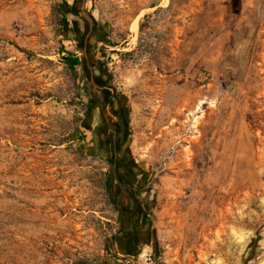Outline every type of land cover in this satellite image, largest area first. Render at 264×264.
<instances>
[{"label":"rangeland","instance_id":"1","mask_svg":"<svg viewBox=\"0 0 264 264\" xmlns=\"http://www.w3.org/2000/svg\"><path fill=\"white\" fill-rule=\"evenodd\" d=\"M81 43L87 77L63 57ZM96 67L147 190L136 246L85 126ZM259 232L249 263L264 264V0H0V264H246Z\"/></svg>","mask_w":264,"mask_h":264},{"label":"flooded vegetation","instance_id":"2","mask_svg":"<svg viewBox=\"0 0 264 264\" xmlns=\"http://www.w3.org/2000/svg\"><path fill=\"white\" fill-rule=\"evenodd\" d=\"M86 26L88 27L87 23ZM83 35L84 33L81 37ZM89 73L91 74L90 71ZM102 73L99 67L92 71L93 85L96 89L92 87L94 92L89 93L91 121L89 118L85 126L91 130L92 145L97 149V154L111 169L110 177L114 181L112 200L114 202L121 200L120 203L125 206V209L119 210V217H129L130 225L121 229V235L124 239L133 237L130 241L136 246L145 232L148 221L149 205L146 195L144 196L147 190H143L145 186L136 180L138 174L128 154L123 102L107 79L104 85L97 83L95 77L102 76ZM95 94L100 96L99 100L94 99Z\"/></svg>","mask_w":264,"mask_h":264},{"label":"trees","instance_id":"3","mask_svg":"<svg viewBox=\"0 0 264 264\" xmlns=\"http://www.w3.org/2000/svg\"><path fill=\"white\" fill-rule=\"evenodd\" d=\"M68 10L71 11V13L75 15H79L81 13V9L79 8V5L73 3L71 6L68 7ZM77 48L75 50H67V55L63 56L65 59L66 64L70 67L71 71L74 73V75L78 74V66L83 69V74L90 76L89 69L86 66V63L84 62V56H80L76 53L77 50H83L84 46L83 44H77ZM65 50H63L64 52ZM96 80L99 85H104L106 79L103 78L101 75H96ZM94 99H100V96L95 94ZM260 241H261V234L260 232L257 234V236L252 240V242L249 245V251L245 256L246 264H258V261L255 259L252 263H249L251 259L255 257V252L260 247Z\"/></svg>","mask_w":264,"mask_h":264},{"label":"bare ground","instance_id":"4","mask_svg":"<svg viewBox=\"0 0 264 264\" xmlns=\"http://www.w3.org/2000/svg\"><path fill=\"white\" fill-rule=\"evenodd\" d=\"M135 22H136V20H135ZM137 26H138V25L134 24V25L132 26V29H133V30H136ZM135 32H136V31H135Z\"/></svg>","mask_w":264,"mask_h":264}]
</instances>
